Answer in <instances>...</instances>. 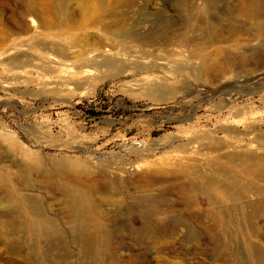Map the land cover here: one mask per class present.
<instances>
[{
	"label": "rangeland",
	"instance_id": "obj_1",
	"mask_svg": "<svg viewBox=\"0 0 264 264\" xmlns=\"http://www.w3.org/2000/svg\"><path fill=\"white\" fill-rule=\"evenodd\" d=\"M124 1L0 0V264H260L264 31H239L264 28V18L245 13V0H192L191 15L221 22L207 32L193 17L186 23L176 0H131L130 9ZM28 19L38 38L20 42L32 34ZM183 21L186 36L208 33L192 55L222 48L234 59L224 78L137 68L124 77L121 65L113 75L102 68L99 79L80 75L91 66L76 62L90 51L159 62L168 48L131 29L158 39ZM231 30V41L217 42ZM49 57L70 70L58 74ZM162 75L151 91L124 87ZM66 79L76 85L66 90ZM110 167L123 172L98 177ZM63 188L94 194L93 244L66 225Z\"/></svg>",
	"mask_w": 264,
	"mask_h": 264
},
{
	"label": "bare ground",
	"instance_id": "obj_2",
	"mask_svg": "<svg viewBox=\"0 0 264 264\" xmlns=\"http://www.w3.org/2000/svg\"><path fill=\"white\" fill-rule=\"evenodd\" d=\"M204 1L210 2L208 5H211V6L212 5L215 6L218 3L216 0H204ZM176 2L181 6L183 16L185 17L186 23L190 21V19L193 17V20L195 21V23L201 26H204L205 27L204 29L207 30V32L211 30L210 26H212L214 23H217V22L221 23L220 21L213 22L207 19L206 14H204L203 12L194 11V13L191 15L192 11L194 10L192 6V0H176ZM244 3L246 6L245 13L255 15V18H254L255 21L259 22L261 19L264 18V0H245ZM123 4H124L123 8L125 9H127V7L130 9V7L133 5L131 0H125ZM26 25L32 34L29 37L23 38V40L20 42H32L33 38L35 39L38 38L37 33L34 30H31V27L34 26V20L28 19L26 22ZM185 28H187L185 26V21L181 23L180 22L176 23L170 27V33L168 35H166L163 38H158V39L152 35L151 36L145 35L144 37L140 38L138 33L130 28L133 31L132 36L134 38H137L142 43L154 45V46L167 47L168 55L166 57L160 58L159 62L147 60V59L142 60L143 62H138V61L133 60L132 58L124 59L120 53L114 52L110 49L90 51L76 62L77 66L86 65V64H90L91 66V69L82 71L80 75L82 77H87V78L92 77L95 79H99L102 73H104L102 71V68H105L106 72H108L110 75H113V74H116L117 65H121L122 66L121 73L123 74L124 77L128 75L127 73L124 74L128 69L137 68L141 70L148 69V70H156V71L169 70L171 72L179 71V70L181 71L190 70V71L196 72L199 69H203L204 71L212 73V74L222 73L220 77L224 78L223 68H225L226 66L230 64L231 65L234 64L235 62L234 59L230 58V55L226 56L227 53L225 52V50H222V48L212 49L209 57H204V56L195 57L194 55H192L190 48H192L193 45L198 44L197 43L198 37H204L208 33L200 34L197 31H195L194 33L193 30L189 29V31H192V33L190 36H186L185 33L182 32ZM256 29L257 31L255 32L249 27H247L246 29H241L239 32L242 31L243 34L250 36V35H256L257 33H261L262 32L261 30L264 31V28L258 25ZM236 33H238V30H231L227 33L226 37L225 36L223 37L222 41H217V42L227 43L228 41H231V38H233V36ZM125 35L128 37H132L128 31L125 32ZM62 43L63 42H60L62 47H65L64 46L65 44H62ZM212 43L213 42H211V44ZM253 45H255L254 42L249 46H253ZM232 51L242 52L246 54L248 53V52H245L244 48L240 46L233 47ZM47 59H48V63L53 66L56 72L58 71V74L62 73V68L65 71L70 70V68L66 65V63L63 64L52 57H49ZM165 77L166 76L162 75L161 77L152 76L150 78H141L137 81L138 83L136 85L126 82L124 87H126L128 91H131L133 86L137 87V89L142 90V91H151L159 87L162 84V82L166 80ZM76 81L74 79H66L64 83L65 86L68 87L66 88V90L71 89L69 85H76ZM107 170H115V172L117 171L123 172L119 168L110 167L100 172V174H98V177H101V178L104 177L103 175L105 173H108ZM130 171L131 170H129V172ZM222 175L225 176L226 173H222ZM209 181L211 183H215L220 188H224V186H221L218 181H212V180H209ZM186 189L187 188L184 186H177L176 188L177 192L180 194H184ZM62 197H63V202L67 203L69 206V212L67 215L69 217V220L66 222V225L75 234V239L78 240V235H80L79 239L83 240L89 245L93 244L94 242L93 237H92L93 235H89L90 234L89 232L95 227V217L94 216L97 213V208L92 206L93 201L91 200L92 198H94V194L82 192L80 190L71 189V188H63ZM183 202H185L186 205H188L189 203L187 199H183ZM4 216L12 217V213L5 214ZM210 217L213 222V225L217 226L218 218H217V214L215 215L213 210L210 212ZM45 223H47L50 230L54 228V225L51 224V222L46 221ZM33 226H35L38 229H41L40 224L38 223H36V225H33ZM203 228L205 232L207 233L211 232L210 227L205 226ZM137 230L140 231L139 229ZM58 238L60 237L58 236ZM260 262H259L260 264H264L263 260H260Z\"/></svg>",
	"mask_w": 264,
	"mask_h": 264
}]
</instances>
